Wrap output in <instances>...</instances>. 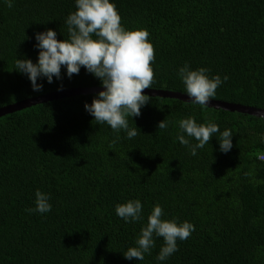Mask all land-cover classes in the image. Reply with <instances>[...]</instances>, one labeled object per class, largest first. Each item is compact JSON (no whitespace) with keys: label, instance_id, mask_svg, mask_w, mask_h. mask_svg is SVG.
<instances>
[{"label":"trees","instance_id":"1","mask_svg":"<svg viewBox=\"0 0 264 264\" xmlns=\"http://www.w3.org/2000/svg\"><path fill=\"white\" fill-rule=\"evenodd\" d=\"M126 30L146 29L153 45L150 89L186 94L178 69H209L228 79L210 100L264 110V0H110ZM75 0H0V107L59 88L101 86L61 69V79L34 92L15 61L36 62L34 35L47 29L68 39L65 19ZM93 39H96L93 36ZM95 95L37 104L0 118V264H158L164 241L143 261L126 260L153 206L162 219L188 221L189 238L163 264H264V118L150 97L133 123L141 134L113 143L117 133L85 109ZM216 123L219 133L189 155L176 139L178 121ZM166 120L168 128H157ZM129 125L132 119L128 117ZM192 143H196L193 138ZM243 185V190L240 188ZM51 196L49 213H29L35 191ZM139 199L142 219L126 223L117 204Z\"/></svg>","mask_w":264,"mask_h":264},{"label":"clouds","instance_id":"2","mask_svg":"<svg viewBox=\"0 0 264 264\" xmlns=\"http://www.w3.org/2000/svg\"><path fill=\"white\" fill-rule=\"evenodd\" d=\"M12 7L13 0H6ZM74 12L65 19L68 39L57 40V32L47 29L36 33L34 48L38 50L36 62L28 58H17L16 72L26 75L34 92H40L43 84L37 83L45 79L53 83L61 79V69L69 79L73 74H79L81 67L87 73L97 78L103 91L85 103V111L94 118L97 124H107L117 133L113 143L121 137L123 130L126 138L132 139L141 134L133 123V117L141 115V108L149 103L150 97L142 94L144 89H150L154 83V73L151 62L154 61V48L149 42V32L146 29L126 30L121 25V17L114 3L110 0H75ZM93 36L96 39H93ZM209 69L191 70L188 63L178 69V77L182 81L185 92L191 103L207 107L210 98L216 95V89L227 79L219 75L209 78ZM100 87V86H99ZM64 90L59 88L57 91ZM78 96V95H77ZM128 117L132 119L129 125ZM180 133L176 139L186 147L189 155L196 156L198 149L204 148L215 134L219 133V151L229 152L232 147V132L225 129L222 132L216 123L198 124L194 117L178 121ZM158 129L168 128L164 119L157 125ZM193 138L196 143H192ZM264 142V138H262ZM264 162V155L260 156ZM243 190V185L240 187ZM35 207L26 209L29 213L45 214L52 210L51 196L37 189ZM143 205L139 199L129 200L115 206V213L126 223L142 219ZM163 209L159 204L153 206L147 223L141 228L136 246L128 248L123 257L126 260L135 258L143 261L145 254H151L155 246L154 237H162L163 245L155 259L163 264L178 251L177 241H184L195 231V226L176 219L164 220Z\"/></svg>","mask_w":264,"mask_h":264},{"label":"water","instance_id":"3","mask_svg":"<svg viewBox=\"0 0 264 264\" xmlns=\"http://www.w3.org/2000/svg\"><path fill=\"white\" fill-rule=\"evenodd\" d=\"M104 89L102 86L95 88H67L64 90L48 93L45 95H41L38 97H34L31 99H25L22 101H18L13 104L6 105L7 107L0 108V118L6 114H11L13 112L21 111L25 108H29L31 106L46 103L49 101L62 99L70 96L77 95H89V94H97ZM142 94H146L151 97H162V98H171L178 101H182L185 103H191L190 98L187 94L172 92V91H163V90H152V89H144ZM208 108L221 109L227 112H237L242 114H247L250 116H255L259 118H264V110L256 109L254 107H248L240 104H233L227 102L213 101L210 100L207 104Z\"/></svg>","mask_w":264,"mask_h":264},{"label":"rangeland","instance_id":"4","mask_svg":"<svg viewBox=\"0 0 264 264\" xmlns=\"http://www.w3.org/2000/svg\"><path fill=\"white\" fill-rule=\"evenodd\" d=\"M78 79H79L80 82L87 84L86 83V77L83 75V72L78 74ZM96 87H99V86H96ZM88 88H95V87H88ZM3 107H7V106H3ZM3 107H0V108H3ZM6 115H8V114H6Z\"/></svg>","mask_w":264,"mask_h":264}]
</instances>
